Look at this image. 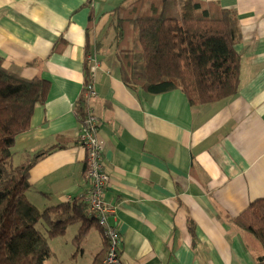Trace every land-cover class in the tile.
Here are the masks:
<instances>
[{"label": "crops", "instance_id": "1", "mask_svg": "<svg viewBox=\"0 0 264 264\" xmlns=\"http://www.w3.org/2000/svg\"><path fill=\"white\" fill-rule=\"evenodd\" d=\"M123 1L0 0L4 66L50 81L12 158L22 164L67 142L31 168L29 200L40 210L84 201L87 150L75 104L93 54L99 67L90 103L100 119L120 264H264L263 249L234 222L264 198V0H202L238 16L240 85L228 99L195 106L182 89L152 94L123 82L111 27ZM87 214L93 221L83 241L76 240L81 221L52 237L70 262L92 264L106 245Z\"/></svg>", "mask_w": 264, "mask_h": 264}, {"label": "trees", "instance_id": "2", "mask_svg": "<svg viewBox=\"0 0 264 264\" xmlns=\"http://www.w3.org/2000/svg\"><path fill=\"white\" fill-rule=\"evenodd\" d=\"M111 27L112 45L127 86L152 94L179 88L193 106L239 92V19L218 2L125 0L115 8ZM89 80L88 63L85 84ZM49 89V80L14 73L0 57V264H45L52 256L48 238L63 235L70 224L81 221L76 240L83 241L93 221L85 198L82 203L44 210L29 201L31 168L57 147L65 148L66 141L34 153L22 164L12 162L16 138L31 128L35 108L46 102ZM87 106L83 92L75 104L81 123ZM39 222L47 235L36 227ZM234 222L264 251V198L252 202ZM107 250L106 242L92 264H103ZM259 261H264V255Z\"/></svg>", "mask_w": 264, "mask_h": 264}, {"label": "built area", "instance_id": "3", "mask_svg": "<svg viewBox=\"0 0 264 264\" xmlns=\"http://www.w3.org/2000/svg\"><path fill=\"white\" fill-rule=\"evenodd\" d=\"M90 80L84 85L83 92L88 99L87 115L81 123L78 140L87 150L84 178L87 193L84 196L89 215L95 219L108 243V250L103 264L121 263V235L118 227L110 222L115 207L105 200L110 176L104 161V142L100 136V119L93 109L90 100L96 95L95 79L98 69L97 58L89 55Z\"/></svg>", "mask_w": 264, "mask_h": 264}, {"label": "rangeland", "instance_id": "4", "mask_svg": "<svg viewBox=\"0 0 264 264\" xmlns=\"http://www.w3.org/2000/svg\"><path fill=\"white\" fill-rule=\"evenodd\" d=\"M18 157H14L12 158V162L13 164H18ZM30 201V200H29ZM31 202V201H30ZM34 201L32 200L31 203H33ZM35 203V202H34ZM33 203V204H34ZM36 227L41 230L42 232H44L46 235V228L44 226V224L42 222H39ZM50 246H51V250H52V256L49 257L46 261L45 264H80V262H76L72 259V261L70 262V259H68V257L65 255L67 253V249L64 250V247L61 246L59 247L58 245L54 244L52 241V238H48ZM73 249H75L73 247V245H71ZM59 247V248H56ZM72 250V249H71ZM53 251H55L56 253L53 255Z\"/></svg>", "mask_w": 264, "mask_h": 264}]
</instances>
